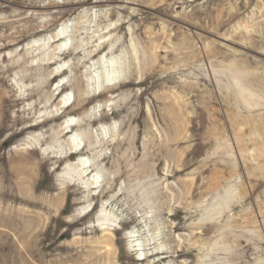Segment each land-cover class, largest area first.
Returning <instances> with one entry per match:
<instances>
[{
    "label": "rangeland",
    "instance_id": "1",
    "mask_svg": "<svg viewBox=\"0 0 264 264\" xmlns=\"http://www.w3.org/2000/svg\"><path fill=\"white\" fill-rule=\"evenodd\" d=\"M62 23L49 68L31 43ZM111 50L123 85L97 95ZM69 116L103 140L92 192L66 173ZM0 264H264V0H0Z\"/></svg>",
    "mask_w": 264,
    "mask_h": 264
},
{
    "label": "bare ground",
    "instance_id": "2",
    "mask_svg": "<svg viewBox=\"0 0 264 264\" xmlns=\"http://www.w3.org/2000/svg\"><path fill=\"white\" fill-rule=\"evenodd\" d=\"M112 26V24L110 25ZM110 26H108L110 28ZM69 23H62L55 31L51 32L49 35H44L43 37L34 40L31 43V47L35 48L37 47L38 51L50 53L48 56V61L46 63V66L51 68L57 64V61L65 55V49L70 43V35H69ZM75 32L78 31V27L75 30ZM100 33V31L97 32V34ZM107 41L105 37L99 38V44L98 46L102 45ZM84 48L82 47V50ZM99 49V48H98ZM136 46L135 44H131V51L136 54ZM97 48L92 52L89 53L90 56H93L95 52H97ZM81 50L80 47L77 46L75 49L72 50V55L78 56L80 54ZM108 54H105L101 56L96 63H94L93 67L90 68L91 75L88 76L89 83L93 85V91L95 94L99 95L104 93L105 91H111L121 88L123 85L121 81L123 80V63L121 62L118 57L113 56V53H115L113 50L110 52H107ZM109 55V57H108ZM60 64V63H59ZM93 68V70H92ZM61 69H63L62 65L57 67L55 70L51 73V80L55 79H61L64 75L63 73L60 74ZM63 72V71H62ZM130 83V82H129ZM63 84V83H62ZM60 85V83L57 85L56 91L59 92L64 85ZM63 96L60 97V100L58 104L55 106V114H59V112L68 109L69 106L72 104L70 103V96L71 94L60 93L58 94ZM87 93L83 92L80 93L79 96H82V100L80 101L81 104L85 103ZM110 101H107L109 103ZM86 116L85 120H89ZM89 123V122H88ZM38 126V125H37ZM79 124L77 122L76 117L69 116L67 117L62 124L60 125V129L58 132H56V137L60 139L66 138V150H63V158L66 161H70L74 156H76L75 160H71L73 162V165H76L74 172L72 173L71 165L69 168V171L66 172L68 177L70 178V181L73 180L72 174L74 175V178H77V181H79V185H83L85 190L88 192H92L96 188L100 187V173L96 172L91 178H86V173L93 168V164L91 163L92 160H98L100 159V155H96V148L101 146L103 140L102 138H98L99 140L97 142H92L85 144L82 140V135L80 133V130L78 131L76 127H78ZM109 127H102V131H107ZM29 130H32L30 128ZM97 146V147H96ZM94 147V148H92ZM96 147V148H95ZM86 148H92L94 150V154L91 157H88L85 155H82V152ZM100 148V147H99ZM86 178V179H85ZM83 188V189H84ZM60 198V197H59ZM113 219H105L103 223L100 224L102 230H106L107 227L111 226L113 223ZM130 239L134 238L133 234L130 233L129 236ZM133 242V241H132ZM135 248V246H132Z\"/></svg>",
    "mask_w": 264,
    "mask_h": 264
}]
</instances>
